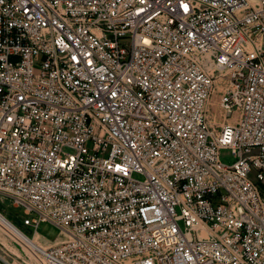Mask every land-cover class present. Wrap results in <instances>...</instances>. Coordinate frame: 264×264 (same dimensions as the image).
I'll return each mask as SVG.
<instances>
[{"label":"built area","instance_id":"obj_1","mask_svg":"<svg viewBox=\"0 0 264 264\" xmlns=\"http://www.w3.org/2000/svg\"><path fill=\"white\" fill-rule=\"evenodd\" d=\"M0 197L40 264H264V0H0Z\"/></svg>","mask_w":264,"mask_h":264},{"label":"rangeland","instance_id":"obj_2","mask_svg":"<svg viewBox=\"0 0 264 264\" xmlns=\"http://www.w3.org/2000/svg\"><path fill=\"white\" fill-rule=\"evenodd\" d=\"M218 91H220V89L217 90L216 87L210 99L216 101L217 104L219 98ZM217 110L219 109L217 108ZM220 159L223 162L231 163L235 160V157L230 153L228 149L225 148L220 150ZM135 176L140 177L139 175ZM0 213L27 236H32L34 229L32 227L23 225L22 221L24 218V212L22 208L16 207L12 204V202H10V200L0 197ZM36 231L45 239L52 241H54L53 239L57 236L58 233V229L48 222H40L36 228ZM4 242L10 244L12 248H1L2 245L5 244ZM17 242L18 240L13 239L11 235H9L5 230L3 231V229L0 227V259H2V256L9 263L13 264H40L29 254L27 250L22 248Z\"/></svg>","mask_w":264,"mask_h":264},{"label":"bare ground","instance_id":"obj_3","mask_svg":"<svg viewBox=\"0 0 264 264\" xmlns=\"http://www.w3.org/2000/svg\"><path fill=\"white\" fill-rule=\"evenodd\" d=\"M213 74H215V72H213ZM222 74L225 75V72H222ZM223 80H225V77L217 78V83H216L217 90H219V89L222 90L223 86H221L220 84L222 83L221 81H223ZM209 106L216 107L219 109V104H217V102L214 100L209 101ZM211 107H209V109ZM14 226L15 225L13 223H11L8 219H6V217L4 215H2L0 213V227L3 229V231L5 230L9 235H11L13 237V239H16V240H18V242H20V240L22 239V235L16 230V228ZM59 240H60V238H57L54 241L45 239L38 232L34 235V238H33L34 242H37L38 244L43 245L44 247L53 246L57 242H59ZM4 247L5 248L6 247L12 248L10 246V244H7V243L3 244L1 248H4ZM1 258L4 259L6 263L13 264V263H9L4 257L1 256Z\"/></svg>","mask_w":264,"mask_h":264}]
</instances>
